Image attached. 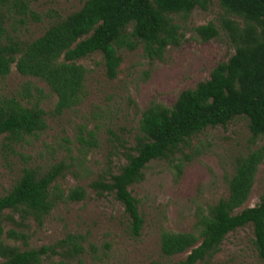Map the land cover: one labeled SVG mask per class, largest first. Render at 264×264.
<instances>
[{"label": "rangeland", "instance_id": "obj_1", "mask_svg": "<svg viewBox=\"0 0 264 264\" xmlns=\"http://www.w3.org/2000/svg\"><path fill=\"white\" fill-rule=\"evenodd\" d=\"M84 2L0 0V42H31ZM222 16L219 0H213L207 10L196 8L187 19L177 18L184 41L178 48L169 47L161 61L150 62L141 47L118 50L121 64L115 79L106 77L100 54L79 60L87 72L82 100L60 115L54 113L56 96L45 83L19 75L14 66L7 77L0 78V101L21 94L27 84L40 88L47 125L22 142L0 137V196L12 188L25 168L45 173L59 163L66 166L57 179L60 187L67 192L81 186L87 193L83 201L60 202L40 221L4 211L0 217L3 241L22 249L54 246L56 253L45 257L42 264H173L186 258L189 251L163 255L161 234H197L200 215L207 214L220 199H227L236 160L264 145L263 139L252 143L245 119L207 128L173 156L147 165L144 179L130 187L143 218L138 236L130 232L123 206L113 195H98L90 184L101 174H117L125 165V153H133L141 115L151 102L171 106L180 92L207 80L217 64L233 55L234 47L219 27ZM210 22L219 35L202 42L194 29ZM30 93L34 99L38 97L33 88ZM91 131L95 146L88 148L80 138L88 140ZM177 162L183 167L179 178ZM263 195L264 160L239 211L255 206ZM9 230L28 236L26 245L21 239L7 238ZM73 240L83 248L82 253L72 246ZM252 240L251 227L238 228L225 236L214 254L196 264H260Z\"/></svg>", "mask_w": 264, "mask_h": 264}, {"label": "trees", "instance_id": "obj_2", "mask_svg": "<svg viewBox=\"0 0 264 264\" xmlns=\"http://www.w3.org/2000/svg\"><path fill=\"white\" fill-rule=\"evenodd\" d=\"M212 1L85 0L79 10L52 23L31 42H0V78L7 77L14 66L19 75L45 83L56 96L54 113L60 115L82 100L87 72L79 60L100 54L108 79L117 76L120 49L141 47L150 62L161 61L169 47L178 48L184 41L177 18L187 19L196 8L207 10ZM219 5L223 11L219 27L234 47L233 55L217 64L207 80L180 92L171 106L151 102L141 115L133 153H125V165L117 174H101L90 184L98 195L112 194L123 206L134 236L140 234L143 218L130 187L144 179L143 171L151 161L167 159L205 129L226 126L239 118L247 121L252 143L264 140V0H219ZM194 31L202 42L219 35L211 22ZM43 95L40 88L27 84L21 94L1 100L0 137L22 142L26 136L43 132L47 128L40 106ZM94 135L91 131L88 140L81 137L80 142L93 147ZM263 160L264 145L240 156L228 181L227 199H220L207 214L200 215L197 234L163 231L162 254L189 251L183 261L173 264H196L214 254L228 233L251 227L252 245L264 264V195L255 206L239 211L250 196ZM182 168L181 162L175 164L178 178ZM65 170L63 163L45 173L25 168L12 188L0 196V217L9 210L40 221L60 202L83 201L87 194L83 187L65 192L57 183ZM2 236L0 226V264H42L45 257L56 253L52 245L22 249L7 244ZM7 236L21 239L25 245L28 239L14 230ZM73 245L78 253L83 252L75 240Z\"/></svg>", "mask_w": 264, "mask_h": 264}]
</instances>
